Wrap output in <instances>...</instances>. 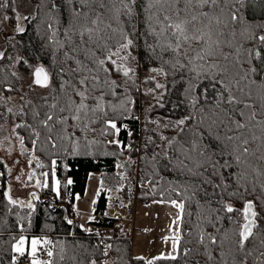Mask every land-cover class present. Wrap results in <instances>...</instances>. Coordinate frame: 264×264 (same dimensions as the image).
I'll return each instance as SVG.
<instances>
[{
  "label": "trees",
  "instance_id": "obj_1",
  "mask_svg": "<svg viewBox=\"0 0 264 264\" xmlns=\"http://www.w3.org/2000/svg\"><path fill=\"white\" fill-rule=\"evenodd\" d=\"M32 2L35 16L0 56L2 92L15 87L17 77H9V67L16 54L27 71L43 65L49 81L35 84L50 87L57 76L60 90L41 116L42 107L23 102L19 118L26 134L38 119L46 121L43 127L52 136L59 135V127L82 129L83 124L85 141L95 148L77 156H67L65 149L48 142L44 150L37 149L48 169L53 159L57 162L61 188L56 193L52 178L48 180L32 208L8 196V167L0 154V264H22L26 256L14 249L22 234L51 236L46 248L51 264H264V0ZM3 21L17 23L15 0H0ZM228 55L226 74L244 71L239 81L231 85L222 74L201 78L202 62ZM157 67L171 70L160 80L161 86H169L154 111L186 119L163 157L154 152L153 141L142 143L139 116L127 113L126 104L113 107L108 96L113 89L111 96H118L129 85L139 95V74ZM114 74L121 76L120 82ZM250 75L253 82H246ZM79 80L94 82L95 108L88 100L71 97L82 87ZM240 86L245 89L238 90ZM104 128L113 133L99 134ZM26 138L32 141V135ZM140 153V176L148 187L142 189L140 183L138 194L145 201H183L177 257L147 262L132 255L128 238L105 235V229L115 227V218L102 216L84 227L72 213L75 196L85 193L91 172L113 173L122 157ZM249 201L259 224L243 239L245 209L231 205ZM105 208L101 198L97 212L103 214Z\"/></svg>",
  "mask_w": 264,
  "mask_h": 264
},
{
  "label": "rangeland",
  "instance_id": "obj_2",
  "mask_svg": "<svg viewBox=\"0 0 264 264\" xmlns=\"http://www.w3.org/2000/svg\"><path fill=\"white\" fill-rule=\"evenodd\" d=\"M15 10L18 14L17 23L10 25L3 21L0 24V56L3 55L6 45L10 43L9 40L17 32L25 28V22L29 18L34 17L36 12L32 0H15ZM262 43L264 44V39ZM231 57L232 55H228L202 62L201 78L222 74L227 79V83L234 85L233 82L239 81L244 71L236 74H226L228 59H231ZM18 59L19 54L13 56L12 66L9 67L11 72L9 77H17L16 82H13L15 87L12 86L5 93L2 92L0 87V154L8 167V196L20 206L32 208L36 200L41 197L40 191L44 190L48 180L52 178L51 188L56 193H59L61 188L60 181L56 176L57 162L53 159L52 168L48 169L46 167L47 162L45 163L40 154L36 152L37 149L40 151L44 150L46 142H48L54 149L58 147L65 149L67 156H77L82 154V152H94L93 148L95 146L85 141V126L83 124H80L83 126L82 129L70 127L63 130L62 127H59L62 130L58 133L59 135L52 136L46 133L43 127V125H46V121L38 119L34 130L28 131L26 134V128L19 118V113L23 110V102L25 101L26 104H31L36 108L42 107L39 109L41 116L46 110L50 109L49 105L55 100V95L57 90H60V87L56 86L57 76L53 78V84L50 87L36 85L33 76L34 70L27 71L24 69L22 65L17 63ZM169 70L171 69L157 67L148 69L146 71L147 74H144V72L140 73L139 95H136L129 88L130 85L125 90L120 91V94L116 97L111 96L114 89L108 91L109 104H113V107L125 106L126 104L127 113L139 116L142 143H144V140L148 144L153 141V150L160 157L168 155L172 141L177 138L186 121L183 116L175 118L161 115L154 111L155 106L162 97H160L161 92L164 94L165 89L169 86L168 83L161 86L160 81L164 74H170L168 73ZM13 73L16 76H13ZM60 76L63 78L62 74ZM112 78H118L119 82L121 81V76L117 74H114ZM245 81L253 82L251 75L245 78ZM2 82L3 80L0 78V83ZM85 83H89L91 87L84 85ZM85 83L79 80L78 84L82 87L78 91L71 92V97L75 101L88 100L90 108L92 106L95 108L93 103L96 104L97 89L94 86V82ZM143 83L146 85L145 87H143ZM63 84L67 87L71 85L66 78H63ZM5 88L9 89L10 86L6 85ZM83 89L84 91H82ZM145 89L149 91L146 96H142ZM242 89H245L244 86L238 87V90ZM63 94L66 96V93ZM64 98L62 96L60 100ZM93 111L91 110L92 113ZM213 115L217 116L216 113ZM187 128H191V123L188 122ZM63 133L68 140L63 137ZM112 133L111 129L104 128L100 130L99 134L108 136ZM28 134L32 135V141L26 138ZM41 140L44 142L43 145L38 144ZM53 141H56V146ZM140 149L141 147L139 146L137 152ZM133 151H129V153L132 154ZM136 156L127 155L122 157L119 160L117 170L113 173L91 172L88 176L85 193L76 194L75 201L72 204L71 209L74 218L84 227H89L90 221L99 219L102 216L115 218V227L105 229V235L114 236L118 234L128 238L131 241L132 255L143 257L147 262H154L160 258L177 257L180 253V222L183 201L179 199L145 201L137 192L140 183L142 189L148 187L145 180L141 179L140 176L141 161L144 155L140 153ZM2 185L0 180V188ZM151 193L152 191L147 192V194ZM71 195H73V192L70 191L68 197ZM101 198H105L106 202L104 215L97 212V205ZM246 204H249L251 210L257 213L255 205L250 203V201L246 202L245 205L232 204L231 208L236 205L237 208L242 210L243 208L245 209ZM98 214H100L99 218L97 217ZM50 237L47 235L22 234L16 239L14 249L18 254L31 258L34 262L33 264H51L48 250L46 249L49 245ZM43 254H46L47 258H42Z\"/></svg>",
  "mask_w": 264,
  "mask_h": 264
},
{
  "label": "water",
  "instance_id": "obj_3",
  "mask_svg": "<svg viewBox=\"0 0 264 264\" xmlns=\"http://www.w3.org/2000/svg\"><path fill=\"white\" fill-rule=\"evenodd\" d=\"M34 83L38 85H46L49 81L48 72L43 66H38L34 72ZM245 223L242 227L243 239H248L254 232V228L258 226L259 221L256 218V212L252 211L249 204L245 206Z\"/></svg>",
  "mask_w": 264,
  "mask_h": 264
},
{
  "label": "built area",
  "instance_id": "obj_4",
  "mask_svg": "<svg viewBox=\"0 0 264 264\" xmlns=\"http://www.w3.org/2000/svg\"><path fill=\"white\" fill-rule=\"evenodd\" d=\"M97 217L99 218L100 214H98ZM43 257H45V255ZM23 264H32L31 258L29 257L25 258V260L23 261Z\"/></svg>",
  "mask_w": 264,
  "mask_h": 264
}]
</instances>
